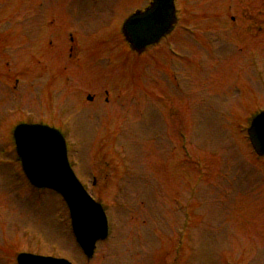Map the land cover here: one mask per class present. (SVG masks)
<instances>
[{"label": "rangeland", "instance_id": "rangeland-1", "mask_svg": "<svg viewBox=\"0 0 264 264\" xmlns=\"http://www.w3.org/2000/svg\"><path fill=\"white\" fill-rule=\"evenodd\" d=\"M39 3L42 6L38 7ZM199 3V6L206 4L203 8L209 10H203L204 14L190 12L183 0H177V17L189 28L197 26L204 40L211 38L214 51L201 48L200 40L187 41L190 43L187 46H194L191 50L197 56L198 67L188 66L190 73L184 67L183 72L176 68L184 92L175 93L161 87L168 85L163 72L154 69L152 73L147 64L144 68L140 58L128 57L130 53L122 52L120 42H107L109 35L105 33H111L112 19L107 15L110 9L105 13L104 8L112 0H105V4L100 0H71L68 13L75 14L57 23L77 27L76 34L86 40L83 52L101 61L100 65L82 64L72 57L66 60L65 31L62 39L65 55L62 47L56 49L55 56L49 55L46 44L38 55L46 58L43 68L48 69L42 71V79L49 76L60 87L65 84L58 99L70 98L65 91L71 88V97L82 102L84 94L74 93L77 89L100 96L95 89L103 83L98 77L100 72L107 70L104 75H110L112 83L118 86L122 80L116 78L119 72L124 73L125 89L106 86L113 88V92H127L115 104L102 105L100 100L102 104L94 102L83 109H73L67 100L66 105L71 113L68 118L74 119L73 137H68L69 160L93 196L106 206L112 205L109 209L113 218L108 210L110 235L97 244L98 251L87 261L67 232L69 217L61 199L51 192L27 186L22 173L20 176L14 164H4L7 158L0 154V264H14L15 255L22 251L65 258L74 264H264V159L255 158L246 138L251 116L264 109V5L260 0H199ZM146 5L147 0H126L121 6L130 13L131 8ZM47 6V0H0V50H10L4 55L0 51V72L10 73L6 79L2 78L7 86L2 83L0 87L4 93H0V151L9 157L13 152L10 133L17 117L14 108L29 109L37 114L36 120L44 118L47 112V95L32 88L28 73L36 59L29 50L33 36L26 31L21 39H14L19 36L14 29L21 27L17 23L33 29L36 23L47 22ZM99 33L102 46L94 41ZM186 38L185 35L183 39ZM109 48L127 55L120 56L125 59L123 66L120 61L114 62V53L106 57L103 50ZM255 49L257 53L253 52ZM150 52H155L157 58L165 53L158 46ZM16 56L21 59L15 61ZM22 58L29 63H23ZM247 58L254 61H246ZM252 62L254 65H250ZM185 64L182 61L179 67ZM212 65L217 67L211 74ZM100 66L106 69H99ZM68 69L71 78L66 82ZM78 71L84 75L80 76ZM150 76L156 81H151ZM18 77L23 79L21 90L11 94V81ZM26 78L27 90L23 87ZM161 94L162 97L168 94L167 102L160 101ZM2 96L6 98L3 108ZM128 97L135 98L128 100ZM163 102L167 105H162ZM106 113L108 118H121L130 125L125 130L127 136L121 130L113 137L118 132L113 119V130L108 123L105 127L101 124V121L106 124ZM45 121L58 124L57 119ZM179 127L192 141L188 155L197 159L195 164H190L189 158L186 161L179 151L176 135ZM119 136L120 154L131 168L118 180L122 183V195L118 203L112 204L116 202V189L110 184V174L104 178L109 173L104 162L108 160L111 170L116 166V162L110 163L114 158L110 143ZM96 173L98 184L91 188V177ZM192 194L195 197L186 201Z\"/></svg>", "mask_w": 264, "mask_h": 264}, {"label": "water", "instance_id": "water-1", "mask_svg": "<svg viewBox=\"0 0 264 264\" xmlns=\"http://www.w3.org/2000/svg\"><path fill=\"white\" fill-rule=\"evenodd\" d=\"M173 0H153L152 7L145 13L135 15L127 22L130 36L137 47L152 43L167 29L172 14ZM28 129L17 131L15 137L22 152L23 169L29 181L36 187L53 189L60 193L66 201L73 225L82 229L86 224L99 237L104 235V222L97 209L87 208L82 203L84 198L76 188L64 158V148L57 135H52L44 145L35 135H47L45 130L32 134ZM251 142L259 155L264 154V114L252 122L249 130ZM27 159H30V161ZM96 219V225L90 219V214ZM98 227V229H97ZM92 236V234H89ZM43 261L39 260L38 264Z\"/></svg>", "mask_w": 264, "mask_h": 264}, {"label": "flooded vegetation", "instance_id": "flooded-vegetation-1", "mask_svg": "<svg viewBox=\"0 0 264 264\" xmlns=\"http://www.w3.org/2000/svg\"><path fill=\"white\" fill-rule=\"evenodd\" d=\"M69 7L70 0H60L58 2L56 0H48L47 23H36L32 32V41L35 44V52L38 55L39 50L42 49L43 45H45L46 42L48 45H50L51 49L52 44L57 41L58 45H56L52 51L47 50V52L49 53V55H54V53H56V49L59 50V48L62 47L64 48L65 55V45L64 41H62L63 32L65 31L67 39V58H71L74 56L75 60H78L82 64H85V53L83 52V48L86 47L85 37L81 38L78 34H76L77 27L73 29L71 26H62L60 25V23H57V21L61 19H64V21L68 20L69 18L71 19V13H68ZM112 10H115L116 12L111 14L112 20L109 25L111 27H117L120 23L121 18L124 17V11L122 10V6L112 8ZM94 41L96 42V44L101 45L100 43L103 40L101 39L100 33L96 35ZM81 44L84 45L82 49H80ZM68 74L69 72L67 73V75Z\"/></svg>", "mask_w": 264, "mask_h": 264}]
</instances>
